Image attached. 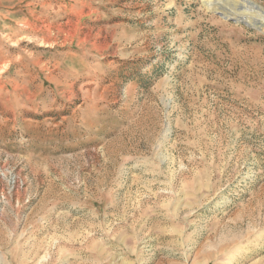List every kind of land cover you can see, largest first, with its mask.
I'll return each mask as SVG.
<instances>
[{
	"label": "rangeland",
	"instance_id": "rangeland-1",
	"mask_svg": "<svg viewBox=\"0 0 264 264\" xmlns=\"http://www.w3.org/2000/svg\"><path fill=\"white\" fill-rule=\"evenodd\" d=\"M0 264H264V0H0Z\"/></svg>",
	"mask_w": 264,
	"mask_h": 264
},
{
	"label": "built area",
	"instance_id": "built-area-1",
	"mask_svg": "<svg viewBox=\"0 0 264 264\" xmlns=\"http://www.w3.org/2000/svg\"><path fill=\"white\" fill-rule=\"evenodd\" d=\"M18 185V182L15 179H12L10 184V191H12L16 186Z\"/></svg>",
	"mask_w": 264,
	"mask_h": 264
}]
</instances>
